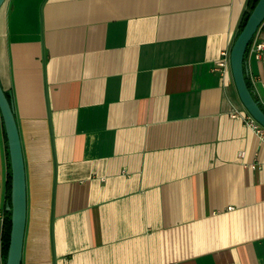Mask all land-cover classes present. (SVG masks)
<instances>
[{"label": "crops", "instance_id": "1", "mask_svg": "<svg viewBox=\"0 0 264 264\" xmlns=\"http://www.w3.org/2000/svg\"><path fill=\"white\" fill-rule=\"evenodd\" d=\"M43 2L0 8L26 174L22 264H264V142L233 116L247 110L232 70H213L247 0ZM245 60L264 106V51Z\"/></svg>", "mask_w": 264, "mask_h": 264}, {"label": "water", "instance_id": "2", "mask_svg": "<svg viewBox=\"0 0 264 264\" xmlns=\"http://www.w3.org/2000/svg\"><path fill=\"white\" fill-rule=\"evenodd\" d=\"M5 1L6 0H0V8ZM45 1L46 0H44V2ZM256 3L243 29L240 30V33L233 43L230 51V64L243 106H245L247 112L264 127V109L260 106L259 101L255 99L246 80L247 67L245 54L257 29L264 21V0H259ZM45 64V54L43 53V66ZM45 88L47 90L46 79ZM13 107L12 98L8 97L7 92L0 82V110L6 127L11 163V201L8 202L6 206V210L11 212V233L6 264H22V242H24L27 216V189L25 163L23 150L21 148L22 144L17 121H15V110ZM53 220L54 214L52 212V226Z\"/></svg>", "mask_w": 264, "mask_h": 264}, {"label": "built area", "instance_id": "3", "mask_svg": "<svg viewBox=\"0 0 264 264\" xmlns=\"http://www.w3.org/2000/svg\"><path fill=\"white\" fill-rule=\"evenodd\" d=\"M259 29V28H258ZM258 31V30H257ZM257 32L255 33V35ZM252 38L251 42L248 45L246 54L253 55L256 58H260L262 56V53L264 51V38L261 40H258L256 37ZM231 51V50H230ZM230 51L229 50H223L221 52L220 58L215 63L213 70L219 71L222 75H225L229 70H231V64H230ZM246 113L241 115L238 111H234L233 116H239L243 119L244 123L251 129L255 131V133L259 136L258 138L261 139V141L264 142V127L257 122L256 119H254L247 111ZM0 218L3 220L4 217L0 213Z\"/></svg>", "mask_w": 264, "mask_h": 264}, {"label": "trees", "instance_id": "4", "mask_svg": "<svg viewBox=\"0 0 264 264\" xmlns=\"http://www.w3.org/2000/svg\"><path fill=\"white\" fill-rule=\"evenodd\" d=\"M259 0H247L246 7L243 11V14L241 16V21L239 24V31L238 34L240 33V30L243 29L248 17L250 16L252 10L256 6V2ZM245 59H246V54H245ZM247 84L252 91L248 77H246ZM8 97L10 98L11 96L7 93ZM255 97V96H254ZM257 100V98L255 97ZM258 101V100H257ZM260 103V102H259ZM260 106L264 109V106L260 103ZM8 198L9 202L11 201V172L9 173V180H8ZM11 212L8 210H5V215H4V220H3V228H2V235H1V250H2V255L4 257V263L6 264V259H7V253H8V247H9V241H10V233H11Z\"/></svg>", "mask_w": 264, "mask_h": 264}]
</instances>
